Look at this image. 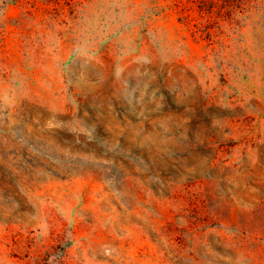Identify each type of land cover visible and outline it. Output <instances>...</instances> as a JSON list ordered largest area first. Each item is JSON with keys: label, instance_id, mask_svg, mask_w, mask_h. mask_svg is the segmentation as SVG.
I'll list each match as a JSON object with an SVG mask.
<instances>
[{"label": "rangeland", "instance_id": "374dc122", "mask_svg": "<svg viewBox=\"0 0 264 264\" xmlns=\"http://www.w3.org/2000/svg\"><path fill=\"white\" fill-rule=\"evenodd\" d=\"M0 264H264V0H0Z\"/></svg>", "mask_w": 264, "mask_h": 264}]
</instances>
